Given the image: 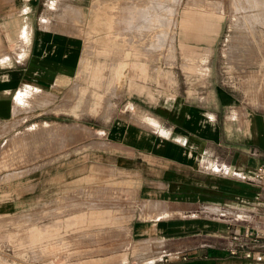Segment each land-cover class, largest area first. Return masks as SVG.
Here are the masks:
<instances>
[{
  "label": "crops",
  "instance_id": "obj_1",
  "mask_svg": "<svg viewBox=\"0 0 264 264\" xmlns=\"http://www.w3.org/2000/svg\"><path fill=\"white\" fill-rule=\"evenodd\" d=\"M54 1L0 0L1 122L12 123L28 94L61 99L82 76L85 26L81 19L60 20L55 13L62 14L67 5L70 11L87 10L76 0H65L57 1L50 9L55 13L49 14ZM233 8V27L243 30L245 38L257 39L254 27L264 23V5L241 10L236 3ZM215 11L222 13L223 3L212 9L186 6L184 29L175 33L172 66L180 39L189 79L196 74L190 65L196 54L187 44L210 39L206 23ZM224 56L233 59L231 53ZM251 57L245 55L243 73H227L219 66L213 75L254 76ZM260 62L264 76V60ZM129 69L112 87L124 86ZM170 82L177 83L174 72ZM248 96L242 99L223 85L155 101L123 92L105 118L55 111L44 114L51 119L41 120L40 113L22 117L10 134L27 125L18 134L29 137L52 126L54 138L55 131L61 139L66 129L72 142L53 153L52 164H40L31 173L37 204L53 209L52 223L46 225L53 229L45 233L102 236L99 243L86 241L84 256L72 264H264L231 255L228 248L232 234L250 224L249 214H264V188L249 181L264 164V93ZM63 116L75 121H62ZM249 248L264 252L257 243Z\"/></svg>",
  "mask_w": 264,
  "mask_h": 264
},
{
  "label": "rangeland",
  "instance_id": "obj_2",
  "mask_svg": "<svg viewBox=\"0 0 264 264\" xmlns=\"http://www.w3.org/2000/svg\"><path fill=\"white\" fill-rule=\"evenodd\" d=\"M57 1L67 3L65 0L54 1L48 8L49 14L55 13L50 9ZM76 1L77 6L85 5L86 13L78 9L70 11L67 5L62 14H55L60 20L78 22L81 19L85 26L86 53L81 66L82 76L75 81L74 87L63 92L61 99L51 100V95L38 91L44 97L28 94L17 106L12 123L0 121V264H72L74 259L84 256L82 250L86 241L91 239L93 243H99L102 239L100 235L54 237L45 233L53 229L46 226L52 223L49 216L53 209L52 205L37 204L35 176L31 173L40 164H52L53 153L63 151L72 142L66 129L60 132L61 139H58V131H55L57 139L54 138L52 126L29 137L18 134L27 125L18 127L15 135L10 134L22 123V117L40 113L43 114L41 120L51 119L52 115L44 114L55 111L76 117L105 118L123 92L127 96L152 101L162 95L179 97L210 89L213 85H223L247 100L251 93L258 96L264 93V76L260 75V60H264V36L260 35H264V23H257L254 27V32L259 35L257 39L245 38L243 30L233 27V6L236 3H240L241 10H247L257 3L264 5V0H172V6L165 4L169 0ZM220 3H223V12L215 11L214 17L206 23V27L212 29V33L205 32L210 39L190 40L187 44L189 52L196 54L190 56L194 61L190 65L196 74L189 79L182 65L185 50L180 39L176 41L175 66H172L174 57L171 58V53H175V33L179 35L184 29L183 13L186 6L212 9ZM111 28L115 29V35L107 33ZM99 32H104V36L89 42V37ZM224 53L227 56L231 53L233 59H227ZM213 54L216 55L215 61L212 60ZM246 54L252 55L249 64L252 63L250 70L254 76H226L225 73L220 76L218 71L213 75V67L218 69L219 66L227 73L234 69L243 73ZM128 68L124 86L112 87V81ZM140 69L148 70L141 72ZM172 72L176 76L175 85L170 82ZM53 104L57 105L55 109ZM61 119L75 121L69 116ZM57 207L61 211L60 205Z\"/></svg>",
  "mask_w": 264,
  "mask_h": 264
},
{
  "label": "built area",
  "instance_id": "obj_3",
  "mask_svg": "<svg viewBox=\"0 0 264 264\" xmlns=\"http://www.w3.org/2000/svg\"><path fill=\"white\" fill-rule=\"evenodd\" d=\"M249 181L264 188V164L258 167L255 175ZM248 217L250 224L247 225L244 231L232 234L228 245L229 253L234 256L254 258L256 261H263L264 252L250 249L249 245L251 243H257L264 246V214L259 215L252 212ZM183 258L186 257L184 256Z\"/></svg>",
  "mask_w": 264,
  "mask_h": 264
},
{
  "label": "bare ground",
  "instance_id": "obj_4",
  "mask_svg": "<svg viewBox=\"0 0 264 264\" xmlns=\"http://www.w3.org/2000/svg\"><path fill=\"white\" fill-rule=\"evenodd\" d=\"M173 1H174V0H173ZM173 1H172V0H169L168 3H165V2H164V3H165L166 5H169V6L171 5V6H172V5L174 4V3L172 4ZM164 3H163V4H164ZM251 5H254V4L251 3ZM161 7H162V6H161ZM166 8H167V7H166ZM164 9H165V8H164ZM107 33H109V35H113V34L115 35V29H114V28H113V29L111 28ZM104 34H105L104 32H99L98 34H94V35L90 36V37H89V42H92V43L95 42V39H98V38L103 37ZM94 38H95V39H94ZM218 212H219V211H218Z\"/></svg>",
  "mask_w": 264,
  "mask_h": 264
}]
</instances>
